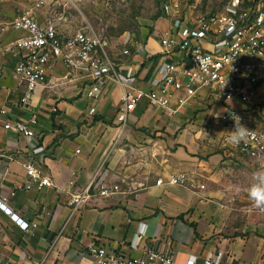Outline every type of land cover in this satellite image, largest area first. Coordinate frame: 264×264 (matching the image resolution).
<instances>
[{
    "label": "crops",
    "instance_id": "0c3cea01",
    "mask_svg": "<svg viewBox=\"0 0 264 264\" xmlns=\"http://www.w3.org/2000/svg\"><path fill=\"white\" fill-rule=\"evenodd\" d=\"M13 1L0 5L2 21L4 5ZM46 14L45 9L38 11L41 20ZM157 23L156 30L162 21ZM22 34L13 29L0 34V110H5L0 115V196L10 209L6 213L0 208V253L5 259L93 264L89 247L104 244L127 256L162 251L176 264L189 257L195 264L206 259L213 264H264V212L253 209L247 196L252 173L264 167V159L224 142L234 130L211 114L221 105L194 100L169 116L141 101L120 124L115 119L120 85L108 78L98 97L88 98L79 81H62L67 69L60 62L47 70V81L54 86H37L22 103L25 87L13 74L18 51L5 52L4 45ZM141 51L133 62L120 52L117 61L121 71L132 65L135 86L147 90L146 80L160 61L156 34ZM4 122L23 123L35 136L4 128ZM36 146L43 147L42 153H33ZM30 161L51 178L52 186L17 188L28 178L25 164ZM102 173L118 175L121 191L91 197L72 210L70 194ZM180 173L193 186L167 182ZM12 213L36 221V228L23 231ZM142 227L145 236L133 248Z\"/></svg>",
    "mask_w": 264,
    "mask_h": 264
},
{
    "label": "built area",
    "instance_id": "2783aa9c",
    "mask_svg": "<svg viewBox=\"0 0 264 264\" xmlns=\"http://www.w3.org/2000/svg\"><path fill=\"white\" fill-rule=\"evenodd\" d=\"M9 1L0 0V5ZM87 1L35 0L11 21L0 19V34L9 29L23 33L11 44L18 51L13 74L26 91L22 103H27L37 86H54L47 81V70L60 62L67 69L62 81H79L87 87L88 98L96 99L108 78L120 85V104L115 116L120 124L126 122L141 101L169 116L194 100L205 99L212 105H221L226 111L219 122L235 130L234 113L250 132L247 140L238 145L230 143L229 136L223 138L224 142L253 159H264V133L252 127L248 111L257 107L260 88L264 87V0H227L214 12L197 11L192 0H156L158 19L162 21L155 33L160 61L146 80L147 90L135 86L137 75L132 65H126L124 71L119 68L117 55L127 52V48L123 49L124 41H114L88 26H73V16ZM41 9L47 13L44 20L38 15ZM94 112L93 106L88 109L90 115ZM4 113V109L0 110V115ZM3 127L26 137L35 136L20 122H4ZM43 150L42 146H36L32 151L40 154ZM25 170L28 178L17 188L41 190L53 185L51 178L32 161L25 164ZM120 182L118 175L115 178L103 173L94 175L83 189L70 194L68 204L77 210L91 197H110L121 191ZM161 182L158 179L156 184ZM167 182L193 186L184 173L170 176ZM14 194V190L10 192L11 196ZM0 208L10 213L1 196ZM11 217L25 232L37 226L36 221L28 222L14 213ZM144 236L142 227L132 247L136 248ZM88 252L93 264H176L168 254L154 249L127 256L107 249L104 244H94ZM213 263L212 259L204 261ZM0 264L17 263L0 253ZM185 264H195L194 257H189Z\"/></svg>",
    "mask_w": 264,
    "mask_h": 264
},
{
    "label": "rangeland",
    "instance_id": "374dc122",
    "mask_svg": "<svg viewBox=\"0 0 264 264\" xmlns=\"http://www.w3.org/2000/svg\"><path fill=\"white\" fill-rule=\"evenodd\" d=\"M32 1L15 0L4 5L7 10L5 21H11ZM192 1L197 11L214 12L227 0ZM79 9L80 11L73 16L74 25L88 26L114 41H124L123 49L127 48V52H121L120 56L132 62L142 53L141 49L146 50L147 39L152 38L156 33L159 10L156 0H88L81 4ZM4 45L5 52L14 50L10 42ZM260 91L257 107L248 111L251 113L252 127L264 133V87H261Z\"/></svg>",
    "mask_w": 264,
    "mask_h": 264
},
{
    "label": "clouds",
    "instance_id": "9594fccd",
    "mask_svg": "<svg viewBox=\"0 0 264 264\" xmlns=\"http://www.w3.org/2000/svg\"><path fill=\"white\" fill-rule=\"evenodd\" d=\"M227 85V81L224 83L223 87ZM226 109L213 110L212 115L215 119L219 120L222 118V113ZM232 116L235 130L228 132L229 142L238 145L243 141H246L250 132L240 123V117L235 115ZM251 183L247 189V196L253 209L264 212V167L256 170L252 173Z\"/></svg>",
    "mask_w": 264,
    "mask_h": 264
}]
</instances>
